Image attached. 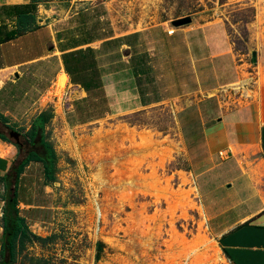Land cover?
I'll use <instances>...</instances> for the list:
<instances>
[{
    "label": "rangeland",
    "instance_id": "374dc122",
    "mask_svg": "<svg viewBox=\"0 0 264 264\" xmlns=\"http://www.w3.org/2000/svg\"><path fill=\"white\" fill-rule=\"evenodd\" d=\"M112 3V16L98 24L94 15L87 17L89 30L83 31L106 34L115 26L116 32L125 34L160 23L168 29L174 27L173 19L187 15L192 26L220 23L238 54L245 86L225 87L223 92L231 97L223 102L232 106L253 100L264 105V0ZM64 4L68 10L70 1ZM78 24L66 21L63 26L68 29L63 32L74 29L80 34ZM14 45L20 48L27 43ZM254 50L257 62L252 59ZM112 76L105 77L109 111L101 116L91 112L96 104L88 102L79 112L83 117L71 111V104H77L65 86H53L39 103L51 114L46 138L56 152V177L47 181L40 162H30L21 175L20 209L27 230L48 239L40 242L31 237L19 262L28 264L24 255L29 254L43 258L44 264H229L210 233L201 204L198 186L206 204L211 184L206 175L193 174L182 136L180 119L188 123L191 117L179 118L177 111L190 100H164L126 113V90L117 89ZM146 133L152 134L151 142L142 137ZM214 160L221 171L225 160L218 152ZM239 175L238 170L229 174L233 184L229 181L232 185L225 190L238 191ZM181 188L190 189L189 198L180 194ZM3 194L0 184V198ZM202 236L215 244L221 261Z\"/></svg>",
    "mask_w": 264,
    "mask_h": 264
},
{
    "label": "crops",
    "instance_id": "0c3cea01",
    "mask_svg": "<svg viewBox=\"0 0 264 264\" xmlns=\"http://www.w3.org/2000/svg\"><path fill=\"white\" fill-rule=\"evenodd\" d=\"M66 1H70L68 10L63 8ZM112 1L123 2L0 0V76L4 80L0 90V175L18 157L15 142L1 134L17 141L10 134L13 131L20 134L18 141L28 139L32 123L46 111L39 103L61 72L67 75L64 89L77 104H71L76 114L84 102L96 104L90 110L99 116L109 111L105 77L110 74L116 88L126 90V113L164 100H190L177 113L179 118L181 114L191 117L188 123L180 119L191 170L196 177L206 175L211 184L206 204L197 185L210 233L229 264H264V105L253 100L232 106L223 102L231 97L223 92L225 87L235 83L242 87L244 81L226 30L220 23H205L174 27L168 33L160 23L125 34L116 32L115 26L106 34L83 31L89 30L87 17L94 15L98 24L112 16ZM22 13L35 16L34 28L16 34ZM70 19L79 22L76 29L80 34L74 29L63 32ZM13 34L15 37L6 39ZM17 41L27 45L13 48ZM97 41L101 44L95 46ZM99 102L104 105L99 107ZM47 128L48 122L45 133ZM216 152L225 160L221 171L214 160ZM233 170L240 171L236 192L225 190L233 184L229 179ZM23 203L20 199L19 207ZM3 204L0 198V249Z\"/></svg>",
    "mask_w": 264,
    "mask_h": 264
},
{
    "label": "trees",
    "instance_id": "16d2710c",
    "mask_svg": "<svg viewBox=\"0 0 264 264\" xmlns=\"http://www.w3.org/2000/svg\"><path fill=\"white\" fill-rule=\"evenodd\" d=\"M37 1L39 0H32L33 3ZM34 20L35 16L32 13L19 14V27L16 34L34 28L32 25ZM12 37H15V34L8 36L6 39ZM68 69L72 71L71 68ZM50 117V113L42 112L27 132L28 139H21L17 142L10 136L1 134L3 139L15 142L18 148V157L14 160L8 172L0 175V184L4 187V194L1 197L4 204L2 206L3 240L0 249V264H21L19 259L26 247V241H31V237L40 242L48 239V237L30 234L27 230V223L19 207V185L21 175L31 161L42 163L47 181L55 180L56 152L51 142L47 140L45 133V125ZM25 149V154H23ZM24 257L29 261L28 264H44L43 258L29 256V254L24 255Z\"/></svg>",
    "mask_w": 264,
    "mask_h": 264
},
{
    "label": "bare ground",
    "instance_id": "6f19581e",
    "mask_svg": "<svg viewBox=\"0 0 264 264\" xmlns=\"http://www.w3.org/2000/svg\"><path fill=\"white\" fill-rule=\"evenodd\" d=\"M66 81H67L66 73L65 72H61L58 75L57 81L54 84V86H56L57 89H61L66 84ZM231 87L239 89L240 88V83H235V84L231 85ZM142 137L145 140H147V141H150V142L152 141V134H150V133H146L145 135H142ZM186 181H187V179L184 177L183 182L185 183ZM166 182L169 185V181L167 179H166ZM191 190H193V189H191ZM189 193H190V189H188V188H181L180 189V194H184V196L186 198H189ZM99 211H100V209H99ZM99 214H101V213H99ZM202 242H204V243L206 242V244H208L210 247H212L214 249V254L216 255L215 257H216L217 261H221L222 260L220 254H219V250H218V248L215 247V244L213 242L208 241V239L205 236H202Z\"/></svg>",
    "mask_w": 264,
    "mask_h": 264
},
{
    "label": "water",
    "instance_id": "95a60500",
    "mask_svg": "<svg viewBox=\"0 0 264 264\" xmlns=\"http://www.w3.org/2000/svg\"><path fill=\"white\" fill-rule=\"evenodd\" d=\"M191 22H192V17L190 15H187V16H184V17H179V18L173 19L171 21V25L174 26V27H180V26H184V25L190 24ZM257 55H258L257 51L254 50L252 52L253 62H257ZM10 134L17 141L19 140L20 134L18 132H13L12 131Z\"/></svg>",
    "mask_w": 264,
    "mask_h": 264
},
{
    "label": "built area",
    "instance_id": "2783aa9c",
    "mask_svg": "<svg viewBox=\"0 0 264 264\" xmlns=\"http://www.w3.org/2000/svg\"><path fill=\"white\" fill-rule=\"evenodd\" d=\"M173 32H174V27H172V28H168V33H173ZM3 85H4V80H3V78L0 76V90L2 89ZM244 87H245V86L243 85L242 87L239 88V90H240L241 88H244ZM220 154L223 155V156H225V155H226V152L221 151Z\"/></svg>",
    "mask_w": 264,
    "mask_h": 264
}]
</instances>
